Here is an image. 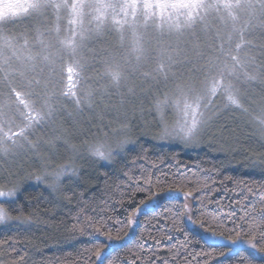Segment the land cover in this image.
<instances>
[{"label":"snow or ice","instance_id":"snow-or-ice-1","mask_svg":"<svg viewBox=\"0 0 264 264\" xmlns=\"http://www.w3.org/2000/svg\"><path fill=\"white\" fill-rule=\"evenodd\" d=\"M61 2L62 0H28L16 6L11 13L5 12L0 15V23L5 21L15 23L17 20L29 18L30 14L40 13L48 7L58 10ZM242 2L244 0H226L224 6L230 11L233 7H240ZM70 7L73 12L72 23L78 26V30L74 31L71 38L61 40V44L70 50L72 56L76 55L78 48L92 34L102 36L106 25L110 22L112 30L119 34L121 43L127 32L130 37V55L139 62L146 52L143 30L153 27L161 34L182 33L186 28L194 26L200 2L199 0H72ZM85 8L91 9L89 15L92 23L87 29L83 26ZM77 37H79V42ZM38 42L43 52L40 59L50 66L54 65L55 59L48 51V45L42 34L38 37ZM242 46V44L237 45L236 53L233 54L231 51L225 52L223 44L220 45V52L225 55L226 61L223 66L217 65V72L210 71L205 74L202 88H197L195 84L180 79L175 82L174 87H166L168 91H165L162 96L155 97L152 107L161 118V126L155 139L179 140L185 146H199L213 115L216 114L213 109L217 98L223 99L224 108L247 111L231 79L237 76L238 68H243L239 58V48ZM162 54L166 55L168 68L171 70L175 63L173 54L179 56V50L169 48L165 49ZM28 59L34 58L29 56ZM228 59L232 61L231 65L227 63ZM159 71L167 83L169 72L165 70L164 63L160 64ZM67 73V82L59 91V97L71 101L79 112H84L85 108L93 110L97 106V101L105 108L109 107L105 97L110 98L112 95L110 89H115L116 95L120 97L119 103L112 105L113 116L106 126L99 129V132L107 137L110 132L113 133L119 129L124 133L122 145L135 143L132 137L135 111L133 110V113L129 115L125 106L132 104V100L136 97V89L127 86V76L120 67L106 63L103 76L106 77L107 84L90 89L83 95L78 87L83 66L75 61L67 67ZM142 75L146 81L156 79L148 72ZM244 75L247 79H256V76L247 71ZM36 83L39 84L40 80L37 79ZM45 87H47V82H45ZM15 95L22 105L20 124L15 129L7 130L0 126V158L11 162L21 153L34 155L40 165V171L30 173V175L50 189L51 186L44 182L41 173L47 171L56 152H47L44 146L55 150L57 142L62 143L66 150L75 153L73 157L75 160V156L79 155L76 152V144L64 135H56L43 142L39 138L33 140L31 137L42 124L55 123L60 110L58 105L63 102L56 99L57 93L54 90L44 101L43 109H38L35 103L23 93L15 92ZM139 104L142 111L143 101ZM135 107L133 106V109ZM168 109H171L177 117L171 126L164 120ZM98 115L101 120L104 119L102 114ZM259 122L264 124V120ZM113 123H116L118 127L113 128ZM84 143L89 142L85 140ZM147 152L148 149L141 146V153L135 159H148ZM92 154L98 160L110 163L116 160L117 155H127L124 149L113 156L112 150L106 148L103 143L97 144ZM63 175L76 177L79 172L77 167L65 164ZM125 176L130 183L125 184V191L120 193V198L116 202L123 209V218L117 215L116 208L107 202L100 208V212L104 215L98 216L87 210L89 201L83 200L82 194L78 200L79 211L71 216L74 222L69 225V230L82 235L104 236L107 240V242H94L85 246L87 253L84 257L85 264H124L120 260L119 252L109 251L112 241L123 240L124 237H129L128 242L123 245L126 250L125 254L129 257L127 264H136L137 260L141 264H157V261H162V264H173V261L175 264H213L217 257H227L232 252L231 248L225 250L221 245L208 243L204 235L211 236L213 239L225 240L232 245L245 243L248 248L256 252H264V183L253 182L259 189V199L252 204L251 208H244L245 201L248 199L247 195L235 201L241 206L243 212L242 215L237 216L235 211H222L224 207L222 201L213 200L211 197L218 191L227 190L229 180L235 185L233 191H242L245 185L242 179H235L231 176L220 178L218 174L215 177L202 175L198 170L182 171L181 166L165 170L155 163L151 166L140 165L138 174L127 171ZM18 190V184L12 187L0 185V200H14ZM248 191H252V187H248ZM197 192L200 193L198 197L195 196ZM138 193L142 194L139 199H137ZM72 195H75V189L64 198L71 200ZM213 203L217 205L215 212L207 207ZM132 204H134L133 207L127 206ZM92 211L95 212L96 209L93 208ZM13 219L20 220V223L25 226L35 223L31 215L23 216V219L13 217L6 205L0 203V225H5ZM186 222L201 229L203 234L193 232L187 227ZM133 231L136 234L130 236ZM175 234H182L183 239L177 237V242L167 247L172 259L161 257L159 255L161 240H171ZM12 239L16 240L15 237ZM149 240L154 241V245L146 248L145 245ZM6 243L7 240L0 241V244ZM195 244L201 245L199 250L194 247ZM8 251L16 253L20 250L13 243ZM152 257L156 259L153 260ZM18 259L23 260L24 256L21 255ZM11 264H17V259L13 258ZM228 264H233V262L229 261ZM236 264H252V262L240 253Z\"/></svg>","mask_w":264,"mask_h":264},{"label":"rangeland","instance_id":"rangeland-1","mask_svg":"<svg viewBox=\"0 0 264 264\" xmlns=\"http://www.w3.org/2000/svg\"><path fill=\"white\" fill-rule=\"evenodd\" d=\"M26 2L28 0H0V15L11 13L16 6ZM199 2L200 9L194 26L186 28L182 33L161 34L153 27L143 30L146 52L139 62L130 55V37L127 32L121 43L119 34L112 30L110 22L102 36L92 34L78 48L76 55L72 56L70 50L61 44V40L71 38L74 31L78 30V26L72 23V0H62L58 10L48 7L40 13L30 14L27 19H20L15 23H0V126L7 130L15 129L20 124L22 105L15 92L27 95L38 109H43L44 101L54 90L57 93L56 99L63 102L58 105L60 110L57 119L55 123L42 124L31 138H39L43 142L50 137L64 135L81 147L79 155L75 156V165L88 163L92 157L83 150L84 141L91 142L102 136L99 129L106 126L112 118V105H118L120 97L116 95L115 89H110L111 97H105L109 107L105 108L97 101L93 110L85 108L84 112H79L71 101L59 97V91L67 82L69 65L78 61L83 66L78 86L81 95L99 85L107 84V79L103 76L106 63L118 65L127 76V86L136 89L132 104L125 106L129 115L135 111L133 131L137 128L153 129L154 123L158 124L159 128L161 126V118L152 107L157 95L162 96L168 91L167 88L174 87L175 82L180 79L202 88L205 74L210 71L217 72V65L223 66L226 61L225 55L220 52V45L223 44L225 52L231 51L235 54L237 45L242 44L239 48V58L243 68H238L237 76L231 79L247 111L224 108L223 99L217 98L213 109L216 114L213 115L201 143L204 141L220 150H230L237 146L243 136H248L264 146V124L259 122L264 120V0H244L240 7L231 8V14L224 6L226 0ZM89 13L91 9L85 8V29L92 23ZM41 34L48 45V51L55 59L52 66L40 59L43 52L38 37ZM77 40L79 42V37ZM169 48L179 50V56L173 54L175 63L171 70L168 68L166 55L162 54ZM29 56L34 59H28ZM161 63H164L165 70L169 72L167 83L159 71ZM227 63L231 65L232 61L228 59ZM245 71L256 76V79H247ZM145 72L151 73L156 79L146 81L142 75ZM37 79L40 80L39 84L36 83ZM141 101L142 111L139 104ZM133 106H136L135 109ZM98 114H102L104 119L101 120ZM176 119L171 109L166 110L164 120L169 126L173 125ZM112 127L116 128L118 125L113 123ZM156 141L161 144H183L179 140ZM247 144L254 147V143L249 140ZM44 147L47 152H56L53 160H65L73 155L59 142L55 150L46 145ZM262 153L264 154V151ZM34 166L40 167L35 156L30 153H21L11 162L0 158V179L4 178L5 183L18 184L21 187L28 181ZM3 201L0 200V203ZM193 227L202 233L201 229ZM205 236L229 246L248 248L244 243L232 245L225 240ZM248 249L264 258V253Z\"/></svg>","mask_w":264,"mask_h":264},{"label":"trees","instance_id":"trees-1","mask_svg":"<svg viewBox=\"0 0 264 264\" xmlns=\"http://www.w3.org/2000/svg\"><path fill=\"white\" fill-rule=\"evenodd\" d=\"M158 131L159 126L155 123L153 129L137 128L132 132L135 143H131L125 148L127 155H117L116 160L111 163L92 158L88 163L75 165L79 175L65 177L64 187L58 193L54 194L44 183L36 181L34 176L30 175L28 181L19 187L15 199L4 200L3 203L13 217L23 219V216L31 215L35 223L25 226L20 223V220L13 219L5 225H0V241L7 240L6 244H0V263L11 264L12 259L16 258L17 264H85L84 257L87 256L85 246L94 242H107V240L104 236L82 235L69 230V225L74 222L71 216L79 211L78 200L81 198V194L83 200L89 201L87 210L91 214L104 215L100 212V208L107 202L116 208V214L123 218V209L116 202L120 198V193L125 191V184L130 183L125 172L131 171L138 174L140 165L151 166L155 163L159 168L165 170L181 166L182 171L198 170L202 175L215 177L218 174L220 178L231 176L244 180L245 185L242 191H233L235 185L233 181L229 180L227 181V190L218 191L211 197L213 200L222 201L224 205L222 211H235L237 216L243 214L241 206L235 203L237 199L247 195L248 199L244 204L246 209L251 208L252 204L258 201L259 189L253 182L264 183V154L262 153L264 146L260 142L243 136L237 146L230 150H220L217 146L204 141L195 147L180 143L161 144L154 138ZM248 140L254 143V147L247 144ZM141 146L148 149V159L146 160L135 159L141 153ZM66 162H69L68 157L65 160L60 159V161L54 159L49 166ZM39 171L40 167L34 166L31 173H39ZM122 181L124 183H121ZM0 185L13 186L5 183L4 178L0 179ZM248 187H252V191H248ZM73 189H75V195L71 196V200L65 199V195L71 194ZM141 195L138 193L137 199ZM199 195V192L195 194L197 197ZM127 206L133 207L134 204ZM207 207L210 211H217V205L214 203ZM93 208L96 209L95 212L92 211ZM186 224L193 232L203 234L196 230L192 224L187 222ZM135 234L133 231L130 236ZM13 237L16 240H13ZM177 237L183 239L182 234H175L171 240H161L159 253L161 257L172 259L167 247L176 243ZM204 239L210 244L223 246L225 250L234 248L227 257H217L213 264H228L229 261L236 264L240 253H243L252 264H264L262 256L252 253L245 246H229L215 242L205 235ZM128 240L129 237H124L119 241L114 240L109 249V251L119 252L120 260L124 264H127L129 259L123 248ZM13 243L20 251L16 253L8 251ZM151 245H154V241L149 240L145 247ZM194 247L199 250L201 245L195 244ZM21 255L24 256L23 260L18 259ZM152 259L156 258L152 257ZM136 264H141V262L137 260ZM157 264H162V261H157Z\"/></svg>","mask_w":264,"mask_h":264},{"label":"clouds","instance_id":"clouds-1","mask_svg":"<svg viewBox=\"0 0 264 264\" xmlns=\"http://www.w3.org/2000/svg\"><path fill=\"white\" fill-rule=\"evenodd\" d=\"M123 136L124 133L121 130L117 129L115 132L109 134V136L107 137L100 136L94 139L93 141L89 142L88 144H85L83 146V150L87 152V154L90 157L94 159H98L97 157L93 156L92 150L97 144L103 143L105 144L106 148L112 150V154L113 156H115L117 152L124 150L127 146V145H122L121 143ZM80 151H81V147L79 145H76V152L80 153ZM72 154L73 155L69 158V162L57 164L51 167L49 166L46 172L41 173L44 182L51 186L50 187L51 191L58 193L62 189L63 180L66 177L65 175H63V166L65 164H69L75 167V163L73 159L75 153ZM101 161H105V160H101Z\"/></svg>","mask_w":264,"mask_h":264}]
</instances>
